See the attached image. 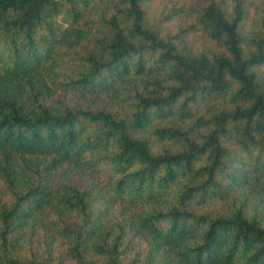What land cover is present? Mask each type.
I'll use <instances>...</instances> for the list:
<instances>
[{
    "label": "trees",
    "instance_id": "16d2710c",
    "mask_svg": "<svg viewBox=\"0 0 264 264\" xmlns=\"http://www.w3.org/2000/svg\"><path fill=\"white\" fill-rule=\"evenodd\" d=\"M0 264H264V0H0Z\"/></svg>",
    "mask_w": 264,
    "mask_h": 264
}]
</instances>
